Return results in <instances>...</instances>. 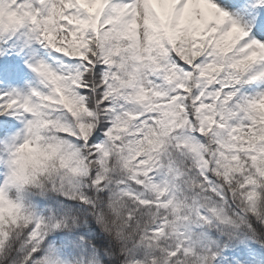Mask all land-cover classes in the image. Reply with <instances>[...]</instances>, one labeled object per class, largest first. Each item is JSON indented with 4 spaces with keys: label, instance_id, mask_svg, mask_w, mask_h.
Instances as JSON below:
<instances>
[{
    "label": "snow or ice",
    "instance_id": "1",
    "mask_svg": "<svg viewBox=\"0 0 264 264\" xmlns=\"http://www.w3.org/2000/svg\"><path fill=\"white\" fill-rule=\"evenodd\" d=\"M217 49L244 53L232 65L236 74L223 86L190 87L186 81L193 76L207 75ZM46 64L80 85V110L89 120L70 137L79 150L73 157L95 159L110 138L118 140L121 109L111 85L119 80L137 89L138 100L155 97L153 108L175 107L176 117L186 113L185 124L196 123L198 112L215 110L193 135L206 142L202 133L223 132L229 143L221 139L216 146L233 161L224 177L239 176V191L216 196L223 197V207L191 203V216L157 214L129 245L123 229L96 210L93 191L107 181L93 173L89 187L80 182L87 161L71 169L66 186L51 178L55 169L46 161L22 155L38 151L24 132L32 124L31 99L39 95L35 73ZM75 103L70 100L69 109ZM129 115L137 124H153L143 114ZM169 123L177 127L175 120ZM261 157L264 0H0V264H264V214L257 207L264 199V170L256 166ZM137 163L127 180L134 189L121 195L153 212L170 205L178 210L179 173H158L143 155ZM205 177V187L219 191L223 181L211 170L200 179ZM146 188L159 199L146 198Z\"/></svg>",
    "mask_w": 264,
    "mask_h": 264
},
{
    "label": "clouds",
    "instance_id": "2",
    "mask_svg": "<svg viewBox=\"0 0 264 264\" xmlns=\"http://www.w3.org/2000/svg\"><path fill=\"white\" fill-rule=\"evenodd\" d=\"M221 47H224L223 42ZM243 55L244 53L239 49L227 55L217 49L209 61L212 66L205 69L207 75L193 76L186 83L192 88L207 89L213 83H221L223 86L224 81L236 74L232 65ZM33 83L37 86L39 95L31 99L32 124L25 130L24 136L31 140V148L38 151L25 149L22 155L26 158L35 157L40 161H46L50 169H55L51 178L68 182L66 186H70V177L73 175L71 169L81 166L82 161H87V171L80 177V182L84 187H89L94 179L93 173L96 174L95 178L102 177L107 181L101 191H93V197L97 200L96 210L110 223L123 229L129 245L136 240L139 229L152 223V217L157 214L175 217L183 213L191 216V203L198 202L201 207L209 209L223 207V197L217 200L216 196L221 192L239 191L241 182L239 176L232 173L230 180L224 177V172L232 168L233 161L230 156L220 155V148L216 146L221 139L229 143L223 132L216 129L212 135L202 133L206 136V142L193 135L201 124L208 126V121L204 117L215 114V110L198 112L195 114L196 123L189 120L185 124L183 121L187 120L186 113L176 117L172 115L177 111L175 107L153 108L156 103L155 97L149 96L147 100H138L136 88L123 87L119 80L114 81L111 87L116 89V94L112 98L121 109L116 115L120 117L118 123L123 128L114 133L118 140L110 138L109 144L95 159L90 156L73 157L72 153L79 150L70 137L78 132L82 122L89 120L87 113L80 110V93L77 91L80 85L74 87L71 75H65L58 66L53 67L50 64H46L35 73ZM89 99L95 100V97ZM70 100L76 101L71 109H69ZM150 111H155L157 115L150 116ZM129 113L137 116L143 114L152 120L153 124L148 125L146 120L137 124L136 119H133ZM160 120L164 122L163 125L157 123ZM172 120L177 123L174 129L169 123ZM166 131L168 134L165 136L163 133ZM140 133L144 135L141 136ZM149 140L153 143H149ZM104 152L108 154L105 155ZM49 155L52 156L51 160H48ZM140 155L146 159L150 158V164L158 173L164 172L166 176L173 172L179 173L182 191L178 210L174 205H170L163 213L159 208L153 212L150 207H141L135 199L121 195L128 189H134V185L127 184V180L136 175V170L143 163L142 161L140 164L137 163ZM213 164L215 167H212ZM256 166L264 170V157L256 161ZM208 170L213 171L217 179L223 181L222 184H217L219 191L215 194L210 187H205L209 184L207 177L204 180L200 179L203 172ZM122 183L126 185L123 189L120 187ZM259 187L264 188V179L260 181ZM142 194L148 199L153 197L159 199L155 192L147 188ZM257 207L264 214V199L257 200ZM148 259L150 261L151 257L149 256Z\"/></svg>",
    "mask_w": 264,
    "mask_h": 264
}]
</instances>
